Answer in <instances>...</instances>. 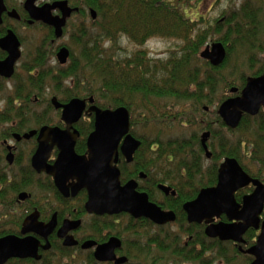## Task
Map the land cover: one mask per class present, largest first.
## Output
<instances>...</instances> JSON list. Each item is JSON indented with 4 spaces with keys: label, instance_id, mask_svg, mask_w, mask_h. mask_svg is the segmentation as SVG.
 I'll return each instance as SVG.
<instances>
[{
    "label": "trees",
    "instance_id": "obj_1",
    "mask_svg": "<svg viewBox=\"0 0 264 264\" xmlns=\"http://www.w3.org/2000/svg\"><path fill=\"white\" fill-rule=\"evenodd\" d=\"M85 1L98 13L93 24L95 32L88 33L83 28L82 38L74 43L80 49L79 55L73 56L68 68L60 72L67 80L74 78V89L57 90L59 96L68 101L72 98L93 97L95 104L102 109L128 108L131 113V132L142 141V145L135 156L132 170L122 167L123 177L137 178L139 172H145L152 183L142 184L141 190L147 191L154 201H157L156 186L159 183L170 185L177 190L178 195L175 199H165L163 206L176 211L182 210V205L194 199L202 188L216 184L219 163L227 157L238 159L252 177L263 180L264 118L244 115L240 126L232 131L217 116L216 108L231 97L230 89H243L248 77L247 71L243 69L252 70L254 58L264 53V39H260L262 28L256 21L260 10L257 3H263L264 0H244L240 10L231 11L225 21L217 22V29L224 26L225 33L220 42L228 50V57L220 67H213L199 58L202 50L210 43L204 22L187 17L180 6L171 0ZM179 2L188 7L184 1ZM154 37L181 40L185 46L179 54L172 53L165 61L153 60L146 53L145 44ZM123 38L136 46V50L125 58H121L115 51L121 50L116 46H122ZM105 44L109 47H105ZM235 47L245 54L237 65L240 69L236 72L238 78L228 75L230 77L226 76L229 78L226 79L223 72L228 69V61ZM200 59L204 61L203 68L196 64ZM263 71L264 63L250 75L258 76ZM48 77L52 83L57 82L53 75L49 74ZM42 80L41 76L36 83L41 86ZM205 105L210 110L214 106V111L206 113ZM35 121H41V116L37 113ZM78 127L83 136L78 144V152L83 153L84 138L93 130V121L85 119ZM206 130L212 133L211 147L214 151L213 163L209 167H205L204 152L200 144V135ZM172 131H179L180 134L163 136ZM244 133L254 138V143L237 138L229 142L227 139L229 134L233 136ZM245 144L252 145L253 150L248 152ZM247 158L258 165L257 169L243 165V160ZM0 177V237L16 233L22 221L21 216L28 209L38 208L45 215L57 201L64 204L67 211H71L69 203H65L59 196L52 183L49 182L48 186L40 183L39 177L30 167L18 170L14 179H8L6 175ZM26 191L33 197L28 206H25L27 209L20 216H14V209L17 213L20 207L12 195ZM36 191L41 193L39 198L35 197ZM251 191L252 189L240 191L236 195L237 200L241 202L243 195ZM9 197L13 200H9ZM85 199V193H82L77 200L79 206L82 207L81 202ZM81 207L79 212L83 211ZM180 215L183 218L182 213ZM143 223L145 226L142 221L130 220L124 230L122 228L117 231V235L122 238L125 234V254L131 264H136L137 261L156 264L159 258L157 261H149L154 253L162 257L169 253L170 260L183 257L177 248L179 239L175 240L177 245L174 249L173 243L165 244L151 234L155 229L154 225L148 221ZM93 226L102 234L114 225L105 221ZM159 230L162 233L165 231ZM129 237L134 238L133 244H128ZM254 237L255 232L249 231L246 236L247 244L252 245ZM59 253L60 257L67 260L73 257L68 250H59ZM83 256L85 261H93L91 256Z\"/></svg>",
    "mask_w": 264,
    "mask_h": 264
},
{
    "label": "water",
    "instance_id": "obj_2",
    "mask_svg": "<svg viewBox=\"0 0 264 264\" xmlns=\"http://www.w3.org/2000/svg\"><path fill=\"white\" fill-rule=\"evenodd\" d=\"M36 1L28 0L27 3L32 7ZM1 4L2 0H0ZM65 4L67 3L63 2L64 10ZM70 13L71 10L66 5V12L62 19L52 17L46 19L44 15L35 13L33 17L35 20H43L55 26L56 36L59 38L62 36V29ZM95 17L96 14L93 12V18ZM1 44L4 47L5 44H14V57L11 54L9 60L10 66H13L20 56V43L14 37ZM58 58L62 65L67 64L69 51L62 49ZM200 58L208 61L213 67H220L227 58V50L222 43H214L201 52ZM237 91V89H232L231 93L235 94ZM52 103L57 109H63L62 120L67 128L62 131L59 128L45 127L40 131L39 147L32 159V166L38 173L52 176L56 188L63 197H76L81 191L86 190L88 194L86 211L98 216L128 213L136 219L147 218L158 225H166L176 220L173 212L163 211L149 201L146 193L139 192L137 181L131 180L125 185L121 183L117 163L122 140L124 141L121 145V152L128 163L134 160V155L141 146V142L130 133L131 114L126 107L102 109L95 105L94 98L73 99L66 105L53 99ZM88 104L91 105L89 109H87ZM262 108H264V74L260 77L248 78L240 96L226 100L220 106L218 114L229 129L235 130L239 127L244 115L256 116ZM85 114H94L95 129L88 139V153L80 156L75 151L79 134L77 131L71 133V130ZM36 134L37 132H32L25 135V138L29 139ZM209 136L210 134L206 133L202 139L207 157H211L206 145ZM54 147L59 149V155L55 164L50 165L48 160ZM251 185L254 191L244 197L242 204L238 203L237 192ZM159 189L166 195H169L172 190L164 185H160ZM172 195L175 196L176 192L173 191ZM28 197L27 193H22L19 200L25 201ZM184 210L188 214L190 223L205 222L208 225L207 236L213 239L218 238L222 242L232 241L244 244L243 238L250 229H261L257 244L246 251L240 250L255 258L253 264H264V221H261L264 211V182L252 178L237 159H225L219 169L217 185L203 189L196 200L184 205ZM223 215L230 223L213 224ZM56 225V216L49 224H44L39 222V213L35 211L24 221L21 235L25 237L10 235L0 239V264H6L12 259L39 261L41 259L39 237L46 241L43 248L49 249L48 239L53 234ZM80 225V221L64 222L63 228L58 232V237L65 239V246H77L78 242L74 237L67 235L70 231L78 229ZM95 246L96 243L88 241L82 248L88 250ZM119 248H121V242L112 238L108 243L97 246L95 258L100 262L126 263L127 258L118 259L116 257L115 251Z\"/></svg>",
    "mask_w": 264,
    "mask_h": 264
},
{
    "label": "flooded vegetation",
    "instance_id": "obj_3",
    "mask_svg": "<svg viewBox=\"0 0 264 264\" xmlns=\"http://www.w3.org/2000/svg\"><path fill=\"white\" fill-rule=\"evenodd\" d=\"M27 1L28 0H2V4L0 5V169L2 168L4 163L9 167H14L20 163L21 164L20 170H27L28 167H30L32 171L39 177L40 183H44L42 182L41 179V177L43 176L44 178H46L48 183L49 182L52 183L53 187L55 188L59 196L65 201V203H69V207L71 211H67L64 204H60L54 200L55 201L54 205L50 206L51 208L46 212L45 215H42V211H40L38 208L28 209L23 213V211L27 209L25 206H28L27 204L29 203V201L32 199L33 196L29 192L18 193L17 197L15 198L16 203L18 204L19 207H24V209L22 210L23 214L21 216L22 219L21 224L18 226L17 232L14 234H10L11 236L15 235L20 237H25L21 235L24 221L35 211L39 213L40 223L49 224L54 218V216H56L57 225L53 234L48 239L50 244L49 249L46 250L43 248L46 245V241L43 238L39 237V240L41 242V247L39 248V255L41 256V259L39 261L35 259H26L32 261L12 259L8 261L6 264H116L115 261L100 262L95 258V251L97 246L108 243L112 238L118 239L121 242V248L115 251L116 257L118 259L127 258L128 261L123 264H131L130 259L125 254V250H126L124 248L126 245L125 234L123 235V238L117 235V231L121 230L122 228L124 230L130 220L142 221L143 226H145V223L143 222L148 221L155 226L154 230L160 231L159 229H163V230L165 229L164 232H166L167 227H172L173 225L179 228L177 233L180 237L183 238L182 245L179 246V250H180V254L183 255V257L182 258L174 257L172 260L168 259V261H172L170 264H188L190 262H195V261L196 262L200 261L202 264H204L205 260L203 259L209 257V255H212V253H217V252L221 253L222 248L226 246H229L231 252H233L234 255L236 254L237 256H244L245 258H247L248 261H245L246 264H253L255 262V258L253 256L242 253L240 249L246 251L252 248L253 246H255L258 242L259 236L261 235L262 232L261 229L249 230L255 232V237L252 245L247 244L246 241V236L249 231L245 234L243 238L245 241L244 244H237L232 241L222 242L218 238L213 239L207 236L206 229L208 225L205 222L202 224L194 223V222L190 223L188 220V214L184 210V205L188 202L196 200V198L203 189L212 188L217 185L220 166L222 163H224L225 159L231 157H227L219 163L218 171H217V182L214 186L202 188L194 199L187 201L182 205V210L176 211L174 209H166L163 206L165 199H169V198L175 199L176 196L178 195L177 190L171 187L170 185L159 183L156 186L157 201H154L152 200V198L150 197L147 191L141 190L142 184L151 185L152 183V181L148 178V175L145 172H139L137 178L125 179V177H123L122 167L125 170H129V169L132 170L131 167H134L135 165V156L137 152L140 150L141 146L135 153L134 160L131 163H128L126 157L121 152V145L124 141L122 140L119 148L118 163H117V167L120 170V174H121L120 180L122 185H125L131 180L137 181L138 191L141 193H146L149 196V201L151 203L156 204L163 211L173 212L176 216V220L174 222L167 223L166 225L155 224L153 221L147 218L136 219L128 213H120L118 215H111V216L110 215L98 216L94 214H89L85 208V205L88 201V194L86 190L81 191L76 197L65 198L60 194V192L56 188L55 180L52 176L46 173L40 174L34 169V167L32 166V159L39 147L38 138L40 131L45 127L59 128L62 131H65L67 128L66 123L62 120L63 109H57L55 105H53L52 103L53 99H57L58 103L62 105L68 104L73 99H81V98H72L68 101L65 100L64 98H61L58 94L59 90H57V88L62 89V91H65L67 89L72 90V87L74 89V78H69L67 80V78H64L63 76L60 75V72L68 68L70 62L72 61L73 50L71 51V47L68 43L67 44L64 43L58 44V43L65 40V38L72 39V42L74 41L76 42L77 40L81 39L83 28L85 29V31L87 30L85 27V23L90 20L91 26H93V24L98 18V13L85 0L84 1L37 0L32 7L29 6ZM63 2L67 3L65 4L64 7L65 10L63 9ZM66 5L69 8V10H71V13L70 16L67 17L66 19V24L62 29V36L59 38L56 36L55 26L45 23L43 20H35V18L33 17V14L35 13L38 15L39 14L44 15L46 19H48L49 17L62 19L66 12ZM93 12L96 14L95 19L93 18ZM32 31L41 32L39 33V35L41 36V39L39 40L41 41V44L38 45L35 50H32V45L34 43L31 35ZM14 37L20 43V48H19L20 56L18 60L15 62V64H13V66H10L9 60L11 58V54H13L14 57V44H5L4 47L3 44L1 43L5 40ZM208 46L211 45H207L205 49ZM64 48L69 51V59L67 64L62 65L59 61L58 55L60 51ZM225 48L227 50L226 46ZM227 57H228V50H227ZM49 74L53 75V77L57 81L56 83H53L55 85L54 89L53 87H50V85H48V82H51L50 77H48ZM263 74L264 71L258 76L247 77L246 83L248 78L260 77ZM41 76L43 77V80L40 82L41 86H39L36 82L40 80ZM66 81L68 85L64 86V83ZM245 86L243 87V89L245 88ZM48 89H51V94L49 98L46 97L45 95V91H47ZM232 89H237L238 90L237 93L232 94L231 93ZM232 89H230L231 97L227 98L226 100L240 96L243 90L238 87H233ZM34 93H38V96H35ZM225 101H223L219 105L216 111H217V116L221 119L224 126L227 129H229L226 126L223 119L221 118V116L218 114L220 106ZM90 107L91 105L88 104L87 109H89ZM37 109H42V111L40 110L37 112L36 111ZM204 111L208 113L210 109L205 106ZM54 112L59 115L57 123H55V120L51 116V114H53ZM36 113L39 116H41V121L37 123L35 121ZM260 116L264 118V108L260 110L258 115L251 117H260ZM85 119H89L93 121L94 128L87 135V137L84 138L85 151L83 153H79L78 144L81 141V139H83V136L78 126ZM44 122H48V123H44ZM131 126H132V122H131ZM94 129H95L94 114H85L78 121V123L74 124L71 133L77 131L79 134V137L76 140V147H75V151L78 155L83 156L88 153L87 143L89 136L93 133ZM32 132H37V134L29 139H26L25 135H29ZM130 133L132 134L131 131ZM206 133L210 134V136L207 139L206 145L208 147L209 152L211 153V157H207L206 154L207 152L204 150V147L202 145L203 135ZM132 136L136 138L133 134ZM211 139H212V133L210 130H206L200 135V144L204 152L205 167H209L213 163L214 151L211 147V143H212ZM137 140L140 141L142 145V141L139 139ZM24 143L27 145V147L31 146L32 148V150L29 152L27 157L29 158V156L31 155L28 163L25 152L26 149L23 148L24 149L23 152L25 153H23L22 150H20L22 148V144ZM58 155H59V149L57 147H54L51 157L48 160V164L54 165L58 159ZM25 158L26 160L24 161ZM206 162H209L208 166H206ZM0 175L2 174L0 173ZM260 181L264 182V179ZM50 183L48 185H50ZM160 185H164L166 187L171 188L172 189L171 193L169 195H166L164 192H162L159 189ZM0 188H1V184H0ZM246 189H252V191L250 193L243 195L241 202H239L236 198L237 202L240 204L243 203V199L245 196L250 195L254 191V187L251 185L249 187L239 190L237 194L240 191H244ZM173 191L176 192L175 196L172 195ZM22 193H27L29 195V197L25 201L19 200V196ZM82 193H85L86 199L84 202H81L83 211L79 212L81 206H79V202L77 200L79 199V196ZM8 199L13 200V198L10 197ZM180 212L182 213L183 218L181 217ZM85 216L91 218L93 225L100 224L101 221L104 222L107 221L109 224H112L116 227L113 226V228L106 229L103 231L102 234H100L94 229V226L92 225L90 226L91 233L87 234V232H85L86 225L83 220ZM122 216H126V217H122ZM65 221L81 222V225L78 229L70 231L67 235L74 237L75 241L78 242L77 246L67 247L64 245L65 239L64 238L61 239L58 237V232L63 228ZM261 221L262 222L264 221V211L261 215ZM219 223L227 224L230 222L227 220V217L223 215L220 219H216L213 224H219ZM122 224L123 226L121 227L120 225ZM144 229L146 230L147 227L146 228L144 227ZM10 235L0 237V239ZM88 241L96 243V246L92 249L85 250L82 248V246ZM176 245L177 242L174 243L173 246L174 249L176 248ZM59 250H64L66 252L68 250L69 253L73 255V257L70 258L69 261H67V259L62 257H60V261H53L55 257L60 256ZM83 255L91 256L93 261H87V260L85 261L83 257H80ZM81 258L83 259V261L81 260ZM14 260H19V261H14ZM180 261H182V263H180ZM224 262H229V261H223L222 263ZM136 264H144V263L141 261H137Z\"/></svg>",
    "mask_w": 264,
    "mask_h": 264
},
{
    "label": "rangeland",
    "instance_id": "obj_4",
    "mask_svg": "<svg viewBox=\"0 0 264 264\" xmlns=\"http://www.w3.org/2000/svg\"><path fill=\"white\" fill-rule=\"evenodd\" d=\"M82 1H84V0H82ZM171 1L175 5L180 6V8L183 10V12L185 13V15L187 17L204 22V28L207 29L209 32V37H210L209 45H212L213 43H216V42H220V40L222 39V36H224V33H225L224 32V26L221 27V29H217V22L218 21H225L228 14H230L231 11L240 10V8L244 2V0H181L182 2L184 1L185 3H187L188 7H186L185 5L184 6L181 5V2H179L180 0H171ZM258 6H259L260 10H258V12H257V20L256 21H258V24L262 28L260 39L263 40L264 39V34H263V31H264V2L263 3H262V1L258 2L257 7ZM85 27H86L88 33L95 32L94 27L91 26L90 20L85 23ZM39 33H41V32L32 31V33H31L32 40L34 41V43L32 45V50H35L36 47L41 44V41H39L41 39V36L39 35ZM62 43H64V44L68 43L70 45L71 51L73 50V56L74 57H77L79 55L80 49L75 47V44H74L75 41L72 42V39L65 38V40L59 42L58 44H62ZM220 43H222V42H220ZM121 45H122L121 47L116 46V48H120L121 50L115 49V51L118 52L117 54L121 58H125L126 56H130L136 50V46L133 43L129 42V40H127L126 38H123L121 40ZM184 46L185 45L183 44V42L181 40L154 37V38L149 39L146 42L145 50L151 59L165 61L166 59H169V57L172 55V53L179 54ZM105 47L108 48L109 47L108 44H105ZM233 49L234 50L232 51L231 57L228 61V69L226 72H223V76L226 79H229L228 77H230V76H232L234 78H238V74L236 72L240 71V69H238L237 65L240 63V61L242 59V55L245 54L243 50L238 51V47H235ZM25 50H27V49H25ZM204 61L201 60L200 62H197L196 64L199 67L203 68L204 67ZM263 63H264V53H262V54H260L254 58V64L252 65V68H253L252 70L243 69V71L244 70H245V72L247 71L248 77L252 76V75H250V73L259 69L261 64H263ZM228 75H230V76H228ZM226 76H228V77H226ZM234 82L239 83V81H234ZM48 85H50V87H53V89L55 88V85L51 82H48ZM66 85H68L67 81L64 83V86H66ZM47 88H48V86H47ZM72 89H73V87H72ZM50 94H51V89H48L47 91H45L46 97L49 98ZM34 95L38 96V93H34ZM205 106L209 108L208 105H205ZM40 110L42 111V109H37L36 111L38 112ZM210 111H214V106H212ZM51 116L55 120V123H57L59 115L54 112L53 114H51ZM172 134L178 135V134H180V132L179 131H172L168 134L164 133L163 136L167 137V136H171ZM235 138H237V140L241 139V141H249L251 143H254V138L249 137L248 133L233 135V136H231L230 134L227 135V139L229 142L231 140H234ZM245 145H246L248 152L253 150V148L251 147L252 145H247V144H245ZM23 148L26 149L25 152H26V158H27L28 154L32 150V148H31V146L27 147V145L25 143L22 144V148L20 149V150H22V152L24 151ZM25 152H23V153H25ZM30 156H29V158H27V163L30 159ZM258 156L263 159L261 154H258ZM23 157H24V155H23ZM26 158L24 159V161L26 160ZM208 165H209V162H206V166H208ZM243 165L245 167H249L250 169H257V167H258V165L256 163H254L251 158L244 159ZM20 167H21L20 163L14 167H9L8 165H6L4 163V165L0 169V173L2 175H6L8 179H14V175L18 172V170H20ZM41 179H42V182H44L46 185L49 184L47 182L46 178H44V176L41 177ZM34 194H35L36 198H39L41 193L39 191H36V192H34ZM12 196H14V200H15V198L17 197V194H14ZM46 197H47V195L45 196V198ZM23 209H24V207H20V209L17 211V213L15 212V209H14V216H16V215L20 216ZM83 220H84L85 225H86L85 232H87V234H90L91 233L90 226L93 225L92 220L88 216H85V218ZM102 223H105V222L101 221L100 224H102ZM178 230H179V228L177 226L173 225L172 227H167L166 232L162 233L161 231L153 230L152 233H151V231H150V233L155 235L156 237H158L160 239V241H163V243L168 244V245L172 244V243L174 244L175 240L179 239L178 245L181 246L183 238L178 235V233H177ZM128 240H129L128 244H133V242H134L133 237H129ZM179 246L177 248H179ZM154 254L155 255H152L149 258V261H152L153 259L155 261H157V258L162 259V260H159L156 264H166L165 261H168V259H169V253L163 257L160 254H157V253H154ZM80 257H84V256H80ZM81 260L83 261L82 258H81ZM203 260H205L204 264H207V263H209V264H246L245 261H248V259L245 258L244 256H237L236 254L234 255L233 252H231V249L229 248V246L222 248L221 254H219L218 252L212 253V255H209V257H207L206 259H203ZM53 261H60V256L55 257L53 259ZM67 261H69V260H67ZM219 261H221V262H219ZM223 261H229V262L222 263ZM170 262H172V261H170ZM132 263H134V262H132ZM180 263H182V261H180ZM188 264H202V263L200 261H198V262H190Z\"/></svg>",
    "mask_w": 264,
    "mask_h": 264
},
{
    "label": "bare ground",
    "instance_id": "obj_5",
    "mask_svg": "<svg viewBox=\"0 0 264 264\" xmlns=\"http://www.w3.org/2000/svg\"><path fill=\"white\" fill-rule=\"evenodd\" d=\"M263 34H264V31H263ZM130 114H131V113H130ZM188 187H189V186H188ZM188 187H187V188H188Z\"/></svg>",
    "mask_w": 264,
    "mask_h": 264
}]
</instances>
